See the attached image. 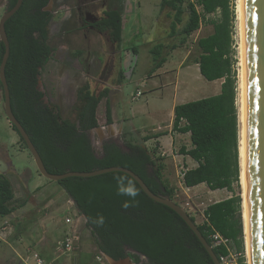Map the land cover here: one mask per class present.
<instances>
[{"label":"trees","instance_id":"16d2710c","mask_svg":"<svg viewBox=\"0 0 264 264\" xmlns=\"http://www.w3.org/2000/svg\"><path fill=\"white\" fill-rule=\"evenodd\" d=\"M15 1L8 0L7 8H11ZM124 1L110 0L106 11L108 19L99 28L107 30L116 48L122 40ZM48 2L23 0L4 24L9 42L5 77L11 109L38 151L46 170L61 174L119 165L136 173L155 194L172 199L173 187L162 176L163 157L157 154L156 145L150 149L145 146L151 136H142L138 142L131 133H127L129 136H124L123 140L126 151L107 139L101 143L100 155L95 154L88 131L98 127L96 109L103 98L105 122L112 123L109 88L95 92L88 81L78 85L72 107L73 117L63 116L58 105L43 100V92L37 86L38 75L55 56V49L48 42L47 26L52 19L50 10L45 8ZM159 8L170 11L167 14L171 19L168 36H181L170 49L183 45L203 21L212 25L211 33L197 39L200 53L195 62L206 80L222 79L218 93L173 107L172 129L188 132L191 143L190 148L182 146L180 153L197 162L195 167L183 172L182 182L186 187L204 183L210 190L225 188L232 191L233 184L239 186L240 183L232 0H160ZM167 45L158 42L150 47V72L166 61L162 50ZM132 51L136 53V48L132 47ZM3 52L4 46L0 41V61ZM79 54L78 50L68 52L72 59ZM117 69L120 83L124 75L120 66ZM10 125L18 133L16 127ZM118 177L134 181L139 189L134 200L118 194ZM54 182L67 193L74 208L85 219L84 225L89 229L94 246L102 254L114 260L128 256L136 263L139 256L144 255L149 264H213L182 218L169 207L149 198L128 174L112 171L89 177L69 176ZM13 197L11 180L0 172V216L11 213L12 208L7 206V202ZM124 201L130 204L127 209L122 207ZM101 214L104 224L98 225L95 220ZM203 215L204 221L197 227L207 242L213 245L211 234L214 232L228 240L227 246H212L220 262L221 257L229 254L228 244H233L239 252L243 251L239 194L208 204ZM190 218L195 222L192 215ZM238 264H245L243 256Z\"/></svg>","mask_w":264,"mask_h":264},{"label":"rangeland","instance_id":"374dc122","mask_svg":"<svg viewBox=\"0 0 264 264\" xmlns=\"http://www.w3.org/2000/svg\"><path fill=\"white\" fill-rule=\"evenodd\" d=\"M159 1H124V22L130 19L126 28L123 29L119 47L116 48L104 35L86 32V37H83L81 32H73L75 25L66 27L63 18L70 12L74 13V3L70 1L66 4L64 3L65 0H50L45 7L52 14L48 26V42L54 47L55 56L46 63L38 75V88L43 92V100L58 105L63 116L73 117L72 107L78 85L88 81L91 89L96 92L100 90V81H105L103 77L109 70L115 74V77L111 78L113 84L118 83L116 81V79L118 80L117 68L121 61L120 68H122V72L125 69L127 74L122 78L119 88L111 90L109 93L115 119H126L136 126L141 125L150 129V126L154 124L152 123L154 118L146 115L145 109L151 111L154 106L156 108L159 102L162 119L164 120L167 116L162 130L167 131L170 126L168 117L175 103V100H171L174 95L173 92L176 91L177 94L179 91L182 92H179L177 104L218 93L222 79L206 80L201 76L198 66L195 64V59L200 53L197 39L211 33L212 25L203 21L199 29L193 32L183 45L170 49V46L177 43L181 36H168L171 19L167 14L170 11L168 8L160 10ZM7 3L8 0H0V16L7 8ZM232 4L235 12L233 68L237 79L238 108L241 38L238 20L236 19L237 0H232ZM184 8H186L185 4ZM72 22H75L74 19ZM67 29L70 32L64 33ZM158 42H164V44H168V47L162 50L166 61L162 65L161 75L156 79L164 86L170 85L165 87L162 92L150 93L141 79L145 78L152 68V57L149 49ZM133 46L136 48V53L131 52ZM74 47L80 48L84 52L80 61L68 56V52ZM87 51L89 52L88 56ZM97 53L103 56L105 62L108 56L110 57L106 72L103 70V64L97 63ZM84 58H87L85 63H83ZM130 71L133 72L131 76ZM137 91H140L141 95L133 98ZM105 108V99L103 98L96 109L98 128L92 129L90 133L94 152L100 155L101 143L107 139L113 140L126 151L127 148L123 142L124 136H129L126 132L122 134V137L104 134V139L100 138L98 134L99 130L102 132L101 127L107 124L105 122ZM157 118L161 119L160 116ZM125 133L127 135H124ZM136 134L137 137H134L133 134L130 135L141 142L140 135ZM172 134L173 142L170 138L168 141L167 137L164 138V141H167V150L158 143L157 154L162 156V152H165V167L162 170V176L173 187L172 200L192 215L196 224L204 221L203 210L214 201L239 194L242 203L241 183L239 186L234 183L232 191L225 188L210 190L204 183L197 187H186L182 182L181 172L184 168L192 167L196 163L187 155L180 153L179 149L181 146L191 147L189 134L177 132ZM19 136L11 127L4 113L2 91L0 90V172L8 175L14 193L12 200L7 202V206L12 208L11 213L7 216H0V256L5 259L0 261V264L30 263L32 259L29 258V255L34 252L42 254L51 264L57 262L58 264L60 262L71 264L74 257L72 253L76 251H78V257L82 256L87 262L101 264L98 260L94 259V262L91 260V257L95 256L96 248L89 229L84 225L85 219L81 216L74 220L71 225L66 226L65 218L73 213L74 206L70 201L71 199L56 182L47 179L38 172L32 155L27 147L22 144ZM156 142L155 139H150L145 144L148 145V148H153ZM44 184L47 186H43ZM39 186H43V190H40ZM241 218L243 224L242 207ZM73 228L76 232L71 251L68 253L59 252L56 247L66 235H69ZM245 245L243 224V251L239 252L233 244H228L229 254L223 257L222 263L238 264L240 257L243 256L245 264H249ZM138 264L149 263L145 258L139 256Z\"/></svg>","mask_w":264,"mask_h":264},{"label":"water","instance_id":"95a60500","mask_svg":"<svg viewBox=\"0 0 264 264\" xmlns=\"http://www.w3.org/2000/svg\"><path fill=\"white\" fill-rule=\"evenodd\" d=\"M22 1L16 0L14 5L11 8H6L0 16V41L4 46L0 61V84L4 113L22 137L34 159L38 172L51 181H59L69 176L89 177L112 171L128 174L149 198L177 213L195 234L213 264H221L212 246L203 237L188 212L169 197L152 192L131 169L114 165L90 171H67L61 174L50 173L46 170L38 151L12 112L9 88L5 77L9 42L4 24L18 10ZM242 16L245 52L248 261L249 264H264V0H242ZM90 133L91 130L88 131L89 136ZM104 256L109 264H134L128 256L118 260ZM140 256L145 258L144 255Z\"/></svg>","mask_w":264,"mask_h":264},{"label":"crops","instance_id":"0c3cea01","mask_svg":"<svg viewBox=\"0 0 264 264\" xmlns=\"http://www.w3.org/2000/svg\"><path fill=\"white\" fill-rule=\"evenodd\" d=\"M124 17H125V15L123 14L122 15V30H121V37H122V33H123V29L124 28H126V26H127V23H129V19L127 20V22H124ZM134 47V46H133ZM131 52L133 53V51H132V49H131ZM103 61V60H102ZM165 63V62H164ZM163 63V64H164ZM195 64H197L196 62H195ZM122 65V62L120 61V66ZM104 66H105V64H103V68H104ZM198 66V65H197ZM163 66H160V67H158L157 69H155L154 71H152V72H148L147 73V75H146V77L145 78H142L141 80H142V82L144 83V86H146L147 88H148V91L150 92V93H154V92H156V91H160V92H162L163 90H164V88L165 87H167L168 85H170V84H166L165 86L164 85H162L160 82H158V80L156 79V77H158L159 78V76L161 75V70L163 69L162 68ZM106 66H105V69H104V71L106 70ZM127 73L125 72V69H123V75H126ZM130 76L133 74V72H131L130 71ZM115 77V74L111 71V70H109V71H107L106 72V75L103 77V79L105 80L104 82L103 81H101L100 82V89H102V88H104V87H107V88H109L110 89V91L111 90H117L118 88H119V86H120V83H116V84H113V80L111 79V78H114ZM216 80H218V79H216ZM116 81L118 82V80L116 79ZM219 90H220V87H219ZM180 92V91H179ZM179 92H178V94H177V92L175 91V92H173L174 93V95H173V97L171 98V100L173 99V100H175V103L173 104V106H172V108H171V111H170V114H169V117H168V122L170 123V126H169V128H168V130L166 131V130H162V127H163V123L166 121V119H167V116H166V118H164V120L162 119V115H161V113H160V106H161V104L158 102L157 103V106H156V108H155V106H154V108H152V110L150 111L149 109H145V114L146 115H150V117H153L154 119V121H152V123H154L152 126H150V129H147L146 127H143V126H136V125H134V124H132L131 123V121H129V120H126V119H121V118H116L115 119V117H114V115H113V108H112V105H111V101H110V106H111V118H112V123H110V124H106L105 126H102L101 128H102V132H101V130H99L98 131V134H99V136H100V138H102L103 139V136H104V134L105 135H109V136H113V135H117V137H122V134L124 133V132H126V133H131V134H133V136L135 137L137 134L136 133H138L139 135H140V137H142V136H151L149 139H147L146 141H148V140H150V139H155L157 142H156V149L158 150V148H159V145H158V143L162 146V147H164V148H166V150H167V141H168V139L170 138L171 139V141L173 140V134L172 133H180V132H178V131H176V130H173L172 129V120H173V107H174V105H176L177 104V98H178V95H179ZM219 92V91H218ZM143 93V92H142ZM180 93H182V92H180ZM140 95H141V93H140ZM139 95V96H140ZM169 103V102H168ZM183 103V102H182ZM166 106V105H165ZM158 116H160L161 117V119H158L157 117ZM163 129H165V128H163ZM162 133V134H161ZM187 134H189L188 132H186ZM156 134H158V135H156ZM182 134V133H181ZM138 136V135H137ZM136 136V137H137ZM167 137V141H164V138H166ZM101 139V140H102ZM173 142V141H172ZM166 145V146H165ZM145 146H147L148 147V145L147 144H145ZM182 147V146H181ZM180 147V148H181ZM150 149V148H149ZM179 151H180V149H179ZM160 155V154H159ZM185 155H187V154H185ZM161 156V155H160ZM164 156H165V152L163 151L162 152V157H163V163H164V167H165V162H164ZM190 159H192L189 155H187ZM193 160V159H192ZM195 163H196V165H197V162L195 161V160H193ZM196 165H193L192 167H186V168H184L183 170H182V172H181V177H182V174H183V172L186 170V169H189V168H193V167H195ZM164 169V168H163ZM202 183H200V184H198V185H195V186H192V187H197V186H199V185H201ZM43 186H47V184H44ZM43 186H39V189L40 190H43L42 188H43ZM189 188V187H188ZM191 188V187H190ZM63 192H64V190H62ZM70 201H72V200H70ZM66 226H67V224H66ZM75 229V228H74ZM76 249H78V247H76ZM75 249V250H76ZM74 250V251H75ZM99 253H101V252H99V251H95V255L97 256ZM72 255L74 256L73 257V260H72V263L71 264H91V262H87L86 260H85V258L83 259V257L82 256H79L78 257V251H76V252H73L72 253ZM105 257V256H104ZM56 258H58V256H56ZM94 258H95V256L94 257H91V260H92V262H94ZM5 259H3L2 258V256H0V261H4ZM97 262V261H96ZM97 263H99V262H97ZM134 263V262H133ZM55 264V263H54ZM56 264H58V262L56 263ZM59 264H62V262H60ZM135 264V263H134Z\"/></svg>","mask_w":264,"mask_h":264},{"label":"flooded vegetation","instance_id":"af4514ba","mask_svg":"<svg viewBox=\"0 0 264 264\" xmlns=\"http://www.w3.org/2000/svg\"><path fill=\"white\" fill-rule=\"evenodd\" d=\"M70 1L74 3L75 10H74V13L70 12L67 16H65L63 18L64 19L63 22L66 25V27L69 28V26L75 25L73 32L79 31L83 34V37H86V32H93V33H98L100 35L106 36L107 40L110 41L107 30L99 29L104 24V22H106V20L108 19V15L106 14V11L108 10L110 0H65L64 3L67 4ZM49 2H50V0H49ZM74 16H75V18H73ZM72 19H74L75 22H72ZM48 26H49V24H48ZM48 26H47V29H48ZM69 32H70V30H68V29H67V31H64V33H69ZM72 50L73 51H75V50L80 51L79 56L74 58L76 61H80L82 59V55L84 54L83 50H81L80 48H77V47L72 48ZM88 54H89V52L87 51V56H88ZM96 55H97L96 60H97V63L99 65H102V64H105V66L108 65V63L110 61L109 56L107 58V61L105 62V60H103V56H101L98 53ZM86 61H87V58H84L83 63H85ZM105 66H104L103 70L105 69ZM99 73H100V71H99ZM37 86H38V80H37ZM145 259H146V257H145ZM132 262H134V261L132 260ZM134 263L138 264L136 262H134ZM158 264H164V263H158Z\"/></svg>","mask_w":264,"mask_h":264},{"label":"bare ground","instance_id":"6f19581e","mask_svg":"<svg viewBox=\"0 0 264 264\" xmlns=\"http://www.w3.org/2000/svg\"><path fill=\"white\" fill-rule=\"evenodd\" d=\"M236 19L239 24L240 33V71L238 83V123H239V164H240V183L242 185V216L245 233V246L248 255V197H247V160H246V105H245V52L243 34L242 0H237Z\"/></svg>","mask_w":264,"mask_h":264},{"label":"built area","instance_id":"2783aa9c","mask_svg":"<svg viewBox=\"0 0 264 264\" xmlns=\"http://www.w3.org/2000/svg\"><path fill=\"white\" fill-rule=\"evenodd\" d=\"M234 47V44H233ZM140 95V91H137L135 93V95L133 96V98L137 97ZM73 203V202H72ZM74 206V204H72ZM71 210V209H70ZM72 214H69L66 218H65V223L67 225H71L72 222L74 220H77V218L79 219L82 215L79 214L76 210V208L73 207L72 209ZM83 217V216H82ZM75 229H71L69 235H66V237L61 241V243L56 247V249L61 252V253H68L71 251L72 247H73V241H74V234H75ZM211 238H212V243L214 246L223 244L227 246L228 240L226 238H224L221 234H219L218 232H214L211 234ZM212 245V246H213ZM30 254V252H29ZM28 257V256H25ZM29 258H31V262L30 263H24L23 264H51L50 262H47L46 258L42 255L39 254L38 252H34L32 254L29 255ZM95 260H98L101 264H109L108 261L105 259L104 255L102 253H99L97 256L95 255ZM222 259L223 257H221V264L222 263Z\"/></svg>","mask_w":264,"mask_h":264},{"label":"clouds","instance_id":"9594fccd","mask_svg":"<svg viewBox=\"0 0 264 264\" xmlns=\"http://www.w3.org/2000/svg\"><path fill=\"white\" fill-rule=\"evenodd\" d=\"M117 191L119 195L130 197L133 200L136 196L139 195V189L136 187L134 181L128 179L127 177L117 178ZM129 206L130 204L128 201H124L122 203V207L125 209H127ZM95 223H97L98 225L104 224V217L102 214L97 216Z\"/></svg>","mask_w":264,"mask_h":264}]
</instances>
